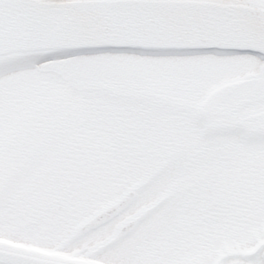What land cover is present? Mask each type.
Here are the masks:
<instances>
[{
	"label": "snow or ice",
	"instance_id": "6c2138e0",
	"mask_svg": "<svg viewBox=\"0 0 264 264\" xmlns=\"http://www.w3.org/2000/svg\"><path fill=\"white\" fill-rule=\"evenodd\" d=\"M12 2L28 16L0 19V108L7 89L48 88L86 140L79 174L88 186L65 202L66 216L103 218L100 231L112 236L139 218L137 238L169 250L137 264H264V247L228 251L241 233L264 242V132L251 153L237 143L251 127L247 109L264 106V0ZM77 4L101 15L73 18ZM251 71L258 84L236 87ZM62 197L63 185L39 170L13 179L0 162V216L15 206L28 217L15 236ZM120 252L114 244L100 255L123 264ZM0 264L32 262L0 247Z\"/></svg>",
	"mask_w": 264,
	"mask_h": 264
},
{
	"label": "rangeland",
	"instance_id": "374dc122",
	"mask_svg": "<svg viewBox=\"0 0 264 264\" xmlns=\"http://www.w3.org/2000/svg\"><path fill=\"white\" fill-rule=\"evenodd\" d=\"M15 78L16 74H13L9 80ZM242 80L244 81L237 87L249 89L258 84L259 76L254 71L247 72L234 83ZM250 111H252L253 123L264 128V106L252 105L246 113ZM72 122V112L55 105L48 88L7 89L0 108V162L11 171L13 179L24 173L39 170L45 179L58 181L63 188L68 179L72 180L74 184L70 201H78L81 192L88 186L87 179L79 174V169L83 166L86 140L73 135ZM213 131L203 133L202 139L210 138ZM262 132L264 130L248 133L245 139L238 141L241 151L253 152L256 148V138ZM243 166L247 169L254 168L256 159L249 155L243 161ZM27 218L17 207L7 208L0 216V239L16 244L26 242L40 251L69 256L75 254L95 263L107 264L111 254L101 256L100 253L109 247L91 256L87 254L89 248L108 236L100 231L105 225L76 241L67 242L66 237L80 221V214L77 213L69 218L64 212L55 223L50 224L49 212V218L38 225L33 232L15 236L14 233ZM137 231L138 227L132 235L117 243L121 252L113 258L122 261L123 264H137L148 254H166L169 250V246L161 245L151 238H137ZM252 242L253 240L247 235L241 233L235 246L244 247Z\"/></svg>",
	"mask_w": 264,
	"mask_h": 264
},
{
	"label": "water",
	"instance_id": "95a60500",
	"mask_svg": "<svg viewBox=\"0 0 264 264\" xmlns=\"http://www.w3.org/2000/svg\"><path fill=\"white\" fill-rule=\"evenodd\" d=\"M69 6L71 7V5ZM248 8L250 11H259L258 8H254L251 5H249ZM72 15L73 18L96 20L99 18L101 13H99L98 11L89 10L88 6L85 4H77L75 6V10L73 11ZM27 16L28 13L19 11L16 8L15 4L12 2V0H3V2L0 3V19L6 22H9L13 25L20 24L27 19ZM69 195H70V191L65 189L62 199L50 207V209H53L54 218H56L57 215L64 209L65 202L68 200ZM105 222L107 221L103 220V218L98 220L91 219V220L80 221L78 223L79 226L76 225L75 228L70 233V235L68 236V240L69 241L75 240ZM138 223H139V218L136 217L131 218L121 227L120 232L118 234H116L115 236L111 235L102 242L98 243L89 251V253L93 254L97 252L99 249H101L103 246H109L114 244L123 236L128 235L137 226ZM0 247L7 248L22 254L23 256L28 258L32 262V264H93L63 256L43 253L32 248L12 244L2 240H0ZM258 249H259V245L253 250L245 252L244 255L247 256L254 255L258 251Z\"/></svg>",
	"mask_w": 264,
	"mask_h": 264
},
{
	"label": "flooded vegetation",
	"instance_id": "af4514ba",
	"mask_svg": "<svg viewBox=\"0 0 264 264\" xmlns=\"http://www.w3.org/2000/svg\"><path fill=\"white\" fill-rule=\"evenodd\" d=\"M258 243H260V241H256L253 245H251V246H249V247H247L246 249H244V250H247V249H250V248H253L255 245H257ZM262 247H264V242H262ZM231 255H235V256H241V257H243L242 256V251H236V252H232V254Z\"/></svg>",
	"mask_w": 264,
	"mask_h": 264
}]
</instances>
